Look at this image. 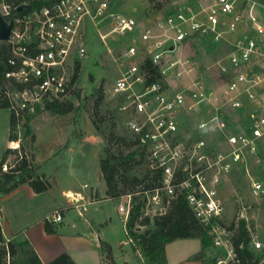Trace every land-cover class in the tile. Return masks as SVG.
<instances>
[{
  "label": "built area",
  "instance_id": "built-area-1",
  "mask_svg": "<svg viewBox=\"0 0 264 264\" xmlns=\"http://www.w3.org/2000/svg\"><path fill=\"white\" fill-rule=\"evenodd\" d=\"M195 1L197 6L174 0L171 13L140 30L134 17L111 12L108 0H50L32 9L25 2L0 0V16L8 25L13 22L9 38L0 39V56L5 54L8 66L0 96L8 100L17 118L33 116L45 109L46 102L69 97L76 87L77 64L88 53L86 18L98 30L102 21L109 20L112 28L100 31L104 40L113 33L136 36L139 32L142 46L135 42L123 54L133 61L124 66L112 94L120 110L129 114L126 131L138 140L148 169L158 180L151 188L124 195L119 211L127 225L134 195L142 197L144 216L151 218L165 214L171 200L184 196L212 238L214 264H242L234 244L235 230L224 220L220 190L245 163L246 154L264 152V21L260 17L264 1ZM198 37L229 44L228 53L217 62L227 78L221 88L208 89L203 79L194 77V62L182 54ZM177 80L182 82L175 85ZM202 110L208 119L196 123L187 136L191 120L180 117ZM228 114L239 119L231 120ZM207 132L220 133L222 148L210 147ZM19 142L11 141L10 147L18 150ZM8 167L5 164L3 170ZM251 192L264 197V183L253 178ZM66 197L84 217L86 196L76 192ZM2 214L0 205V218ZM241 219L248 220L245 211L238 214L237 222ZM48 220L62 222V209ZM250 236V246L264 252V239L252 232ZM129 242L133 243L131 238Z\"/></svg>",
  "mask_w": 264,
  "mask_h": 264
},
{
  "label": "rangeland",
  "instance_id": "rangeland-1",
  "mask_svg": "<svg viewBox=\"0 0 264 264\" xmlns=\"http://www.w3.org/2000/svg\"><path fill=\"white\" fill-rule=\"evenodd\" d=\"M108 1L111 12L134 17L140 23V30L147 24H154L159 17L171 13L174 6V0H155L165 4L160 10L153 9L149 0ZM183 1H189L192 5L197 6L195 0ZM260 17L264 21V13H261ZM99 28L100 30L89 18H86L84 30L88 53L79 61L80 71L74 92L63 100L72 104V111L62 114L44 109L32 116L29 123L30 135L25 138L24 142H19L21 148L19 147L17 154L11 153L6 163L13 164L17 156H21V154L26 153L30 157L34 155V164L38 166V172H50L52 182L61 180L62 183H65V179H67L66 175H63L64 172L69 168L76 169L78 173L76 172L73 182L78 187V191L87 196L92 189L101 187L100 162L101 158L105 156V148L110 147L116 153L123 152L125 154L136 148L128 144L131 135L126 131L125 122L129 114L120 110V103L118 98L112 94V89L124 66L133 61L123 57L125 51L135 42L142 46L139 41V32L136 36H122L113 33L104 40L100 31L107 33L112 25L109 20H104L99 24ZM228 51L229 44L225 41L217 43L213 41L212 37H198L194 39L191 48L183 51L182 54L190 56L191 62H194L197 72L194 77L197 75L204 80L208 89H212L221 88L227 81V78L218 70L217 62ZM181 82V80H177L175 85ZM101 95L102 99L99 100ZM204 107L207 109L209 106L205 105ZM229 112L232 114V111ZM11 115L10 108H0V162L8 148H11L9 146ZM228 117L231 120L239 119L238 116L229 114ZM207 119L208 115L204 110L193 114L183 113L180 117L181 121L191 120V125L186 131L187 136L192 134L196 123ZM244 122L247 125L250 124L247 119ZM17 130L19 137L23 138L25 130L22 127H18ZM204 135L211 148L214 150L222 148L219 132H207ZM32 136H34L33 140ZM118 137L127 141H118ZM260 153L261 155L258 156L246 154L245 163L239 165L224 182L220 196L226 207L225 223L227 225L237 223L238 214L245 211L248 217L246 222H248L252 234L263 240L264 197H255L251 192L253 178L264 183V152ZM147 167L146 162L145 164L143 162L136 164L129 174L142 178ZM247 168L249 173H247ZM102 183L104 185L105 181L103 180ZM84 185L88 186L84 187ZM42 198V202L45 201L46 197ZM23 202L24 200H21L10 205L12 215L23 212ZM117 205L118 203L115 201L99 205L103 220L98 219L104 224L98 223L97 226L103 232L104 241L111 245L114 256L122 254L124 251L130 252L133 256V247L124 228V215L118 213ZM1 207L4 209L3 216L0 218L3 227L7 222L5 202L1 201ZM71 210L75 212L70 213L76 214L75 219L79 220L77 210ZM90 210V206L86 205L85 216L87 218L94 217ZM30 219L32 217H28V220ZM17 224L20 223L17 222ZM146 228L148 227H142L140 231L143 232ZM4 229L7 231V228L4 227ZM16 260L27 264V261L22 257ZM262 264H264V260Z\"/></svg>",
  "mask_w": 264,
  "mask_h": 264
},
{
  "label": "trees",
  "instance_id": "trees-1",
  "mask_svg": "<svg viewBox=\"0 0 264 264\" xmlns=\"http://www.w3.org/2000/svg\"><path fill=\"white\" fill-rule=\"evenodd\" d=\"M8 1L16 4L25 2L29 9L39 8L50 2V0ZM149 1L153 6L152 8L156 10L162 9L165 5L155 0ZM146 66L150 67V62H147ZM7 69L6 56L2 54L0 56V87L5 82V71ZM79 71L80 64L78 63L74 79L78 77ZM155 78L156 76H153L152 80ZM101 99L102 95L99 97V100ZM9 107L8 100L0 96V108ZM45 109L53 113L65 114L72 111V104L64 101L46 102ZM11 112L9 141L24 142L25 138L31 133L29 123L32 116L17 118L14 112ZM18 127L25 130L23 138L18 135ZM33 139L34 136H32ZM117 140L127 141L121 137H118ZM128 144L136 148L125 154L123 152L116 153L110 147H107L105 148V156L101 158L100 167L107 185L108 197L121 199L126 194H135L141 188H151L158 180V176L156 174L152 175L148 167L142 178L129 174L136 164L142 162L145 164V158L135 137L131 135ZM18 151L8 148L0 162V195L9 194L24 183H29L37 192L48 190L51 184L45 179L43 173L38 172V166L34 164V155L30 157L26 153L21 154V156H17L13 164L9 165L8 170H3L9 155L11 153L17 154ZM133 202L134 206L127 222V234L133 241V251L137 254L140 253L146 264H168L166 246L168 243L180 238H199L202 241V249L192 255L189 260L201 261L203 264H214V257L207 254V251L211 250L212 238L208 234V229L195 217L184 196L171 200L166 213L153 218L144 216L141 196L134 195ZM142 227L148 228L141 232ZM230 227L235 230L234 244L238 255L241 257L242 264H260L264 260V252L257 251L250 246L251 232L248 222L241 219L237 223H232ZM45 229L49 234L55 232L48 221L45 223ZM101 247L105 264H117L111 245L106 241H102ZM20 257L26 260L27 264H43L29 241H22L17 244L11 240H6L0 228V264H22L16 260ZM47 264H75V262L68 253H63Z\"/></svg>",
  "mask_w": 264,
  "mask_h": 264
},
{
  "label": "crops",
  "instance_id": "crops-1",
  "mask_svg": "<svg viewBox=\"0 0 264 264\" xmlns=\"http://www.w3.org/2000/svg\"><path fill=\"white\" fill-rule=\"evenodd\" d=\"M76 172L78 173L73 168L64 172L63 175L67 177L65 183H62L61 180L52 182L51 173L43 172L45 179L51 184V187L43 192H37L29 183H24L13 192L0 195V205L1 201L5 202L6 209L7 222L3 227L0 223L4 238L17 244L22 241H29L43 264L51 262L63 253H68L75 264H105L101 247V242L104 241L103 232L97 226L98 223H101L99 219L100 221L103 220L99 205L115 201L118 203V213L124 215L119 211V204L123 199L107 196V185L106 182L104 185L102 183L104 178L100 167L101 187L92 189L88 196L84 194L88 201L87 207L90 206V212L92 211L94 217H80L79 211L71 206L70 200L66 197V194L80 192L73 182ZM42 197H46L43 202ZM21 200H24L23 212L12 215L10 205ZM58 209H62L64 220L60 223L49 221L48 217ZM71 209L77 210L79 220L75 219L76 214L70 213L74 211ZM28 217H32V219L28 220ZM46 221L54 228V233H47ZM123 223L127 234L124 218ZM103 224L101 223V225ZM4 227L7 228L8 233ZM201 249L202 241L199 238H180L172 241L166 246L168 264H203L201 261L189 260ZM212 251H207V254H212ZM114 257L117 264H145L142 257L134 251L133 256L130 252L124 251L122 254H115Z\"/></svg>",
  "mask_w": 264,
  "mask_h": 264
},
{
  "label": "water",
  "instance_id": "water-1",
  "mask_svg": "<svg viewBox=\"0 0 264 264\" xmlns=\"http://www.w3.org/2000/svg\"><path fill=\"white\" fill-rule=\"evenodd\" d=\"M19 10H22V6L19 8ZM12 26L13 22L8 25L6 21L0 16V39L6 40L9 38Z\"/></svg>",
  "mask_w": 264,
  "mask_h": 264
}]
</instances>
